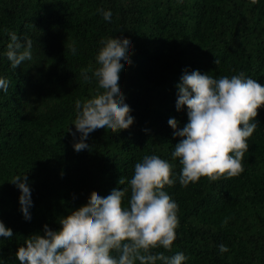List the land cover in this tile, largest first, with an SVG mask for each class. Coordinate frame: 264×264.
Masks as SVG:
<instances>
[{
	"label": "trees",
	"instance_id": "trees-1",
	"mask_svg": "<svg viewBox=\"0 0 264 264\" xmlns=\"http://www.w3.org/2000/svg\"><path fill=\"white\" fill-rule=\"evenodd\" d=\"M101 10H111L110 21ZM11 32L32 41V60L16 69L6 57ZM110 37L132 43V64L124 62L119 86L134 123L119 133L92 132L90 148L76 152L67 129L75 131L76 101L99 91L84 73L91 77L101 42ZM184 70L217 79L244 73L264 85V0H0V78L9 81L8 91L0 90V220L14 233L0 237V264H20L15 253L26 237L43 234L45 224L58 230L59 217L92 191L106 196L127 187L118 180L130 179L145 155L173 165L175 183L164 190L179 206L171 251L153 253L183 252V264H264V107L247 140L243 172L183 187L182 166L172 158L179 137L168 120L176 118L180 128L187 123L186 106L176 109ZM24 174L30 221L10 182ZM129 198L130 192L126 206ZM220 244L228 251L221 253Z\"/></svg>",
	"mask_w": 264,
	"mask_h": 264
},
{
	"label": "clouds",
	"instance_id": "clouds-1",
	"mask_svg": "<svg viewBox=\"0 0 264 264\" xmlns=\"http://www.w3.org/2000/svg\"><path fill=\"white\" fill-rule=\"evenodd\" d=\"M249 2L255 5L258 0ZM101 12L105 21L111 20V10ZM101 43L95 57L97 67L91 77L87 70L84 73L85 81L96 79L99 91L76 101L71 123L75 131L67 129L74 137L76 152L90 148L86 142L90 133L101 128L119 133L134 123L119 86L124 62L132 64V43L127 37H110ZM31 49L30 39L22 41L15 32L9 33L6 57L13 69L32 60ZM70 50L75 54L74 46ZM214 63L218 65L219 60ZM8 88L9 81L0 78V90L7 92ZM176 88L177 111L187 108V123L182 128L176 118L168 120L173 136L179 137L172 158H178L182 166L180 185L187 187L202 177L213 182L238 176L244 170L247 140L258 127V109L264 107V85L244 73L217 79L199 70H184ZM172 170L167 160L145 155L135 164L130 179L118 180L119 186L127 187L113 188L106 196L92 191L86 203L59 217L58 230L45 224L43 234L27 236L25 245L15 253L16 259L20 264H183L187 260L183 252L169 256L152 251L162 247L170 252L177 238L179 206L164 190L175 183ZM10 182L20 190V210L30 221L33 202L28 177L18 175ZM129 192L126 206L124 199ZM13 235L0 220V237L11 239ZM218 247L221 253L228 251L224 244Z\"/></svg>",
	"mask_w": 264,
	"mask_h": 264
}]
</instances>
